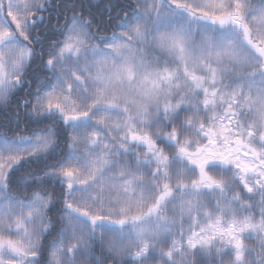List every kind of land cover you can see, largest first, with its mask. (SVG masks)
I'll list each match as a JSON object with an SVG mask.
<instances>
[{"label": "snow or ice", "instance_id": "snow-or-ice-1", "mask_svg": "<svg viewBox=\"0 0 264 264\" xmlns=\"http://www.w3.org/2000/svg\"><path fill=\"white\" fill-rule=\"evenodd\" d=\"M125 7L111 36L65 21L23 104L55 123L0 136V264H95L94 243L125 264H264V0ZM50 8L0 0V103L30 83ZM57 157L25 188L60 186L52 220L51 193L10 186Z\"/></svg>", "mask_w": 264, "mask_h": 264}, {"label": "trees", "instance_id": "trees-1", "mask_svg": "<svg viewBox=\"0 0 264 264\" xmlns=\"http://www.w3.org/2000/svg\"><path fill=\"white\" fill-rule=\"evenodd\" d=\"M127 3L128 0H51L50 10L44 12L45 23L39 26L42 43H33L32 45L36 49L37 56L31 64L28 76L30 83L26 84L23 89L14 92L5 103H0V136L11 137L16 132L20 135L30 136L33 132L43 131L46 127L55 123L48 120H33L28 115L30 108L24 107L23 104L25 100L31 99V95L36 92L38 86L46 84L44 77L48 73L43 69V61H46L48 56H41V53L52 51L51 45L61 39L58 30L64 25L65 21L72 15H82L94 20L93 30L97 28V22L102 25L97 32L98 36H111L113 33L118 32V29L115 28L117 19H113V17L122 18L125 12L128 11L125 7ZM93 42L96 43L97 41ZM55 127L57 131H61L58 124H55ZM63 150V133L61 132L60 148L57 151ZM57 159L59 157L38 160L31 166H26L13 177V180L17 181L16 187L10 186L11 195L13 196H30L33 191L51 193L53 199L57 201L56 208L47 213L49 219L52 220H55L62 208V204L59 203L63 199L60 186L55 183H36L27 191H25V188L28 183H31V175L43 177L44 171L54 165ZM57 236L58 231L47 238V243L50 245ZM246 243L249 246H256L258 249V241L255 239L247 240ZM89 257L94 258L95 264H125L128 254L125 252L120 256H115L109 253V247L106 243L103 247L98 243H94ZM81 264H85V262L81 261Z\"/></svg>", "mask_w": 264, "mask_h": 264}, {"label": "rangeland", "instance_id": "rangeland-1", "mask_svg": "<svg viewBox=\"0 0 264 264\" xmlns=\"http://www.w3.org/2000/svg\"><path fill=\"white\" fill-rule=\"evenodd\" d=\"M42 15L44 16V13H42Z\"/></svg>", "mask_w": 264, "mask_h": 264}]
</instances>
